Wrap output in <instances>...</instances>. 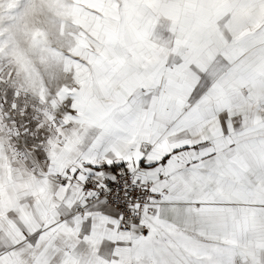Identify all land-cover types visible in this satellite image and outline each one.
Masks as SVG:
<instances>
[{
  "label": "snow or ice",
  "instance_id": "snow-or-ice-1",
  "mask_svg": "<svg viewBox=\"0 0 264 264\" xmlns=\"http://www.w3.org/2000/svg\"><path fill=\"white\" fill-rule=\"evenodd\" d=\"M0 264H264V0H0Z\"/></svg>",
  "mask_w": 264,
  "mask_h": 264
}]
</instances>
